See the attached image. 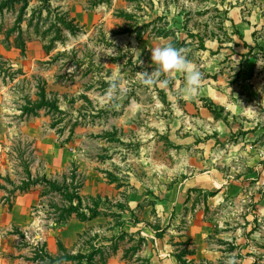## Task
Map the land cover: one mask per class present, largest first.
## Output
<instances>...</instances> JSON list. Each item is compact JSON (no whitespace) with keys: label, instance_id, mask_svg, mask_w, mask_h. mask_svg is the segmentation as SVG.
Instances as JSON below:
<instances>
[{"label":"rangeland","instance_id":"rangeland-1","mask_svg":"<svg viewBox=\"0 0 264 264\" xmlns=\"http://www.w3.org/2000/svg\"><path fill=\"white\" fill-rule=\"evenodd\" d=\"M223 1L0 0V26L7 41L22 48L26 41L33 40L48 54L34 74L18 80L9 104L5 105L8 112L4 119L0 118L4 125L0 132V200L4 205L9 207L20 190L38 186L44 199L37 214L44 228H60L69 218L84 215V209L91 211L92 220L104 218L122 227L117 214L109 210L110 201L99 208L96 200L79 197V208L74 200L71 203L67 200V196L80 192L85 172L97 170L106 182L114 183L129 168L139 169L135 162L126 168L112 160H136L137 153H147L153 162L161 158L168 171L181 158L180 152L184 157L185 152L190 154L189 149H182L179 139L185 122H176L172 115L170 83L147 87L137 75L153 71L143 55V41L163 37V44L187 49V55L194 60L201 58L197 55L199 51L211 49L210 42H217L212 49L218 50L201 58L205 65L213 60L215 68L200 71L218 80L222 87L233 86L244 104L252 107L258 118H264V52L261 51V58L252 69L243 70L237 58L229 60L230 56L222 51L238 46L237 37L229 36L231 29L227 33L222 24L228 8L238 2L241 13L250 15L257 11L263 19L258 43L264 45V0H225L226 6ZM78 6L96 9L104 21L86 29L74 25L69 20L71 8ZM254 45L248 49H262L257 43ZM2 64L0 80L8 84L16 74ZM113 79L119 80L122 89L115 99L108 92ZM242 80L249 82L240 85ZM211 113L216 121L223 122L221 109ZM32 123L38 126L39 138L49 139L56 146L71 147L76 156L64 169L50 175L48 182L55 190L43 183L45 161L34 155L35 141L25 132ZM186 127L190 129L184 130L182 139L193 132L192 140L202 147L193 152L199 160L210 157L213 145L224 150L234 140L224 134L225 128L215 132L214 124L205 118L198 125L190 123ZM126 197V192H120V203ZM134 216L146 221L145 217L154 215L136 211ZM110 231V225H106L102 232L89 233L72 253L59 245L60 254L52 260L47 258V264H151L143 255L144 244L138 234ZM214 243L222 253L217 264H236L237 250L230 242ZM177 245L180 264H195L189 261L192 255L189 245ZM260 248L264 250V246ZM43 256L41 247L30 250L28 255L40 261Z\"/></svg>","mask_w":264,"mask_h":264},{"label":"crops","instance_id":"crops-1","mask_svg":"<svg viewBox=\"0 0 264 264\" xmlns=\"http://www.w3.org/2000/svg\"><path fill=\"white\" fill-rule=\"evenodd\" d=\"M226 2L224 0L222 5L226 6ZM239 5V2L233 3L222 21L224 30L228 33L230 28L232 31L228 35L237 37L238 46L222 51L230 56L229 60L237 58L243 70H248L257 64L261 51L264 52V45L258 43L263 19L257 11L250 15L241 13ZM71 13L69 20L83 29L96 27L104 21L96 9L78 6L72 7ZM5 38L0 26V62L5 69L16 74L8 84L0 80L1 119L8 112L5 105L9 104L18 80L34 74L38 64L48 58L46 51L39 49V44L33 40L26 41L22 51ZM164 39L155 37L143 41V55L153 70L150 49L163 45ZM255 43L262 49H248ZM210 44L211 49L199 51L197 55L203 58V54L206 56L209 51L218 50L212 49L217 42ZM188 57L198 70L215 68L213 60L205 65L200 57L197 60ZM165 78L170 80L168 88L172 89L168 97L174 102L172 115L176 122H185L184 129L179 132L182 149H189L190 154L185 152L184 157L180 152L181 158L168 171L161 158L153 162L147 153H137L136 160H112L115 165H126V168L131 166L130 162H135L139 169L129 168L122 179L114 183L106 182L104 175L97 170L85 172L86 179L77 192L78 196L81 200H96L99 208L110 201L109 210L117 214L122 227L104 218L82 222L72 217L60 228H44L37 214L44 199L38 186L18 192L9 207L0 200V264H47V258L52 260L60 254L59 245L72 253L86 235L102 232L106 225H110L112 234H138L144 244L143 255L151 264H180L177 244L189 245L192 250L190 262L217 264L222 253L214 243L216 240L230 242L236 248V264H264V250L260 248L264 246V118H258L252 107L244 104L233 86L222 87L218 80L209 76L203 74L199 95L190 100L179 95L182 76L173 74ZM248 82L242 80L239 84L246 86ZM217 108L222 110L223 122L216 121L211 113V110L217 112ZM203 118L214 124L215 132L225 128L224 134L234 140L226 144L224 150L213 145L214 152L210 157L199 160L193 152L202 148L201 144L196 145L192 140L193 132L183 139L182 134L190 129L187 124L198 125ZM2 128L4 125L0 121V132ZM25 132L35 141L34 155L45 161L47 181L52 172H59L76 160L71 147L56 146L49 139L39 138L35 123ZM241 132L243 134L238 137ZM122 191L127 197L120 203L119 193ZM121 204L123 206H119ZM136 211L143 215L153 213L154 216H144L146 221L136 220ZM87 212L84 209V213ZM40 241L42 245H39ZM39 247L44 254L43 260L29 258V251ZM39 254L42 256L41 251Z\"/></svg>","mask_w":264,"mask_h":264},{"label":"clouds","instance_id":"clouds-1","mask_svg":"<svg viewBox=\"0 0 264 264\" xmlns=\"http://www.w3.org/2000/svg\"><path fill=\"white\" fill-rule=\"evenodd\" d=\"M150 50L151 64L154 70L151 73L138 72L140 82L147 87L157 84L163 87L169 83L168 79L164 77L176 74L183 78L179 95L185 99H195L200 92L203 74L188 59V50L177 48L171 43L157 45ZM108 92L114 99L121 94L122 89L118 79L111 81Z\"/></svg>","mask_w":264,"mask_h":264},{"label":"trees","instance_id":"trees-1","mask_svg":"<svg viewBox=\"0 0 264 264\" xmlns=\"http://www.w3.org/2000/svg\"><path fill=\"white\" fill-rule=\"evenodd\" d=\"M15 1H16V0H15ZM5 39L7 40V37H6ZM21 47H22V48H19V47H18V48L21 49V50L23 51V49H25V45H23V46H21ZM43 183L46 184L47 186H49L51 190H55L54 185H50L49 182H48L46 179L43 181ZM26 190H28V189H22V190H20V191H21V192H25ZM67 200H68L70 203L73 202V200H74V201L77 203L78 207L80 208V199H79V196H78V193H77V192H75V193H73V194L67 196ZM90 214H91V211H88V215H85V214H84V215H80V216L78 217V219H79L80 221H82V222L90 221V220L93 219V217H91ZM81 258H85V257H81Z\"/></svg>","mask_w":264,"mask_h":264},{"label":"built area","instance_id":"built-area-1","mask_svg":"<svg viewBox=\"0 0 264 264\" xmlns=\"http://www.w3.org/2000/svg\"><path fill=\"white\" fill-rule=\"evenodd\" d=\"M53 225H56V224H53Z\"/></svg>","mask_w":264,"mask_h":264}]
</instances>
